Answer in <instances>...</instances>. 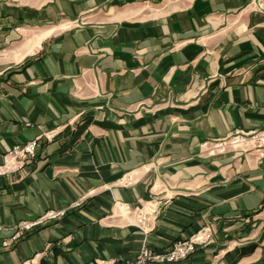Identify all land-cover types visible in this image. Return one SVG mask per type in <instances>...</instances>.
<instances>
[{
  "label": "crops",
  "instance_id": "1",
  "mask_svg": "<svg viewBox=\"0 0 264 264\" xmlns=\"http://www.w3.org/2000/svg\"><path fill=\"white\" fill-rule=\"evenodd\" d=\"M259 128L257 0H0V163L57 131L0 177V217L66 212L9 247L0 233V264L124 262L206 225L211 241L178 264H264V153L200 150ZM160 192L147 233L114 207Z\"/></svg>",
  "mask_w": 264,
  "mask_h": 264
},
{
  "label": "built area",
  "instance_id": "2",
  "mask_svg": "<svg viewBox=\"0 0 264 264\" xmlns=\"http://www.w3.org/2000/svg\"><path fill=\"white\" fill-rule=\"evenodd\" d=\"M57 135L53 130L44 134V138L51 141ZM42 136L24 144L14 145L3 155L0 163V177L20 172L24 166L37 154ZM230 149L251 150L255 149L264 153V128L243 130L234 129L228 136L218 140H205L200 144L201 152L209 155L222 154ZM156 188H158L156 186ZM169 197L157 193L148 202L133 206L126 202H115L117 214L126 218L133 217L134 225L145 233L154 228V224ZM80 201L73 206H79ZM65 210H47L35 219H24L12 226H5L0 217V233L7 232L2 239V245L9 247L22 239L27 234L37 230L51 221H56L65 215ZM214 229L210 225L203 226L188 237L178 238L166 249H155L144 245L139 253L132 259L124 262L118 259L97 258L92 264H178L185 262L199 248H203L211 241ZM23 264H27L26 262Z\"/></svg>",
  "mask_w": 264,
  "mask_h": 264
},
{
  "label": "rangeland",
  "instance_id": "3",
  "mask_svg": "<svg viewBox=\"0 0 264 264\" xmlns=\"http://www.w3.org/2000/svg\"><path fill=\"white\" fill-rule=\"evenodd\" d=\"M257 3H258L259 6L264 8V0H257Z\"/></svg>",
  "mask_w": 264,
  "mask_h": 264
}]
</instances>
